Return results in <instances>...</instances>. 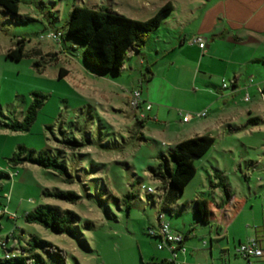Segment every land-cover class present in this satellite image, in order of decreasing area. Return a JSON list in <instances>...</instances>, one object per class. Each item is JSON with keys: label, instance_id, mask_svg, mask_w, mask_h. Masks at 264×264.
Here are the masks:
<instances>
[{"label": "rangeland", "instance_id": "1", "mask_svg": "<svg viewBox=\"0 0 264 264\" xmlns=\"http://www.w3.org/2000/svg\"><path fill=\"white\" fill-rule=\"evenodd\" d=\"M198 1L22 0L17 16L0 8V171L12 176L0 178V193L8 213L1 218L0 237L14 234L10 245H15L16 252H21V246L33 234L62 250L66 264H139L140 251L158 253L156 239L148 234L150 227L158 229L163 194L159 190L161 182L152 177L149 167L156 164L158 155L168 154L170 142L187 140V130L197 122L189 127L182 123L180 115L196 112L197 107L192 105L195 87L201 94L210 86L203 76L197 82L192 81L189 63H178L176 59L181 54L191 60L193 53L201 56L189 43L183 48L181 43L184 36L188 40L195 31L194 20L202 8ZM167 2L173 4L174 11L147 40L143 51L133 53L126 61L119 75H98L84 63V47L75 48L66 37L61 45L41 39L49 28L65 33L75 6L104 8L145 21ZM18 37L26 40V56L17 62L9 59L7 53L16 47ZM147 67L154 77L151 78ZM62 69L67 75L60 78ZM218 78V84L223 80L230 84L227 77ZM140 84L144 97L148 89L155 98L150 102L155 111L151 114L145 107L135 110L129 104ZM173 87L178 88L175 96ZM35 94L46 98L35 122L28 131H14L13 123L24 120ZM261 99V94H255L251 104H243L245 110L251 107L253 113L245 112L237 118L226 136L214 133L215 147L203 161L196 162L195 178L178 203L170 207L172 212H165L166 221L174 231L184 236L193 230V237L197 236L189 243L199 245L201 255L199 259L191 257L188 264H221L220 251L215 249L212 257L210 245L207 246L221 229L213 222L201 224L193 204L196 198L210 204L214 198L219 200L220 193L211 180L218 183L222 180L231 196L239 197L243 188L250 197L243 173L249 172L253 187L264 178V102ZM156 109L161 112L157 121L142 119L143 113L155 117ZM141 121H146L144 128L138 126ZM204 122L201 120L199 124ZM65 140H76L84 146L72 150L63 143ZM20 147L37 153L47 150L53 157L61 154L60 160L69 167L73 182L67 183L64 177L37 165L12 166L9 160ZM234 162L237 165L241 162V172L226 171ZM251 162L261 165L253 171ZM216 170L225 175L219 174L220 179H216ZM143 186L152 187L155 192L149 193ZM45 190L72 191L79 199L72 203L45 197ZM128 193L135 196L130 210L123 202ZM184 203L187 206L183 207ZM46 204L72 211L81 218L73 234H57L25 222L26 213ZM10 215L17 219L12 220ZM249 218L248 207L236 224L241 225L244 234L247 232L244 221ZM0 255L3 256L2 251ZM48 260V264H58L54 255Z\"/></svg>", "mask_w": 264, "mask_h": 264}, {"label": "crops", "instance_id": "2", "mask_svg": "<svg viewBox=\"0 0 264 264\" xmlns=\"http://www.w3.org/2000/svg\"><path fill=\"white\" fill-rule=\"evenodd\" d=\"M198 2L199 5H202V8L201 14L194 20L195 31L188 40L184 36L181 43L182 48L189 43L193 51L199 52L201 56H198V53H193V59L191 60L190 57L181 54L176 59L178 63H189L188 68L193 71L192 81L197 82L203 76L205 82L210 85L208 91L201 94L197 92L195 87L196 93L194 94L196 97L193 99L192 105L194 108L197 107L196 112L186 113L185 115H195L205 110L208 111V115L205 118L193 117L188 123L183 122V116L185 115H180L182 123L189 127L197 122L187 130L186 139L200 136L214 137V133L218 136H226V133L230 132L232 128L231 124L237 118L242 117L245 112H247V115L253 113L251 107L245 110L246 107L243 104H251L255 94H262L259 89L264 90V0H199ZM199 36L206 39L205 50H202L194 42V38ZM188 52H191V50ZM189 59L190 62H188ZM147 69L152 72L149 67ZM221 75L222 79L227 77L230 81V84L227 83V88H223V84L226 83L224 80L221 85L216 82V79ZM139 87L144 102L155 101L150 90L147 89L146 97H144L142 85L140 84ZM176 91H178V88L173 87L174 96ZM247 95H250V101L248 102L245 101ZM200 96H202V99ZM261 100L264 102L263 97ZM153 111L154 107L152 106V109L147 112L151 114ZM160 114L161 112L156 109V116L152 118L150 115H145V120L157 121ZM201 120H205V122L199 124ZM146 121H144V127ZM179 142L181 141L178 140L176 143L170 142L169 144L174 146ZM215 145L216 142L211 150ZM207 154L198 161H203ZM251 163L253 171L261 165V163ZM226 171L235 174L238 171L241 172V162L239 165L234 162L233 165H230V168L227 166ZM221 172L224 174L223 171ZM243 174L250 197H247L245 189L242 188L240 196H231L230 194V200L223 207L220 206L224 197L222 191L217 187L218 182H212L211 180L215 190L220 193L218 195L219 200L216 201L214 198L212 203L209 204L212 212L211 222L216 224L221 231L218 230L214 238H210V244L207 243V246L210 245L212 257H214L213 252L215 249L220 251L221 264H244L247 262L245 258L238 254L237 249L250 239H256L264 250V178H260L259 182L253 187L250 183L249 172ZM226 182L229 185L231 184L228 177ZM248 207L250 208L251 218L244 221L247 228V232L244 234L241 231V225L236 226V224ZM196 237V235L193 237L192 234L188 236L184 243L187 249L186 253L177 250V259L184 264H188L187 262L191 257L193 259L200 258V246L189 243ZM222 238H225L226 241H218ZM215 239L216 243L213 242ZM156 242L158 245L159 240L156 239ZM231 243H233V246ZM202 246L204 247L206 244ZM174 247L178 248L177 245H174ZM157 250L158 253L154 252L153 254L140 251L139 264L150 262L160 264L164 260L172 259L171 250H159L158 248ZM162 252H166L167 255H163ZM251 262L253 264H264V256L259 259H251Z\"/></svg>", "mask_w": 264, "mask_h": 264}, {"label": "trees", "instance_id": "3", "mask_svg": "<svg viewBox=\"0 0 264 264\" xmlns=\"http://www.w3.org/2000/svg\"><path fill=\"white\" fill-rule=\"evenodd\" d=\"M21 3L22 0H0V8L11 15L17 16L20 13ZM173 11V4L167 2L157 10L154 16L145 21H140L104 8L90 9L87 7L75 6L71 18L66 24L65 33L49 28L46 33L41 36V39L49 32H60V40L55 43L61 45L66 37L74 44L75 48L78 46L84 47V63L98 75H108L110 73L119 75L124 70L126 61L131 58L133 53H141L143 51L147 40L162 26L164 20ZM25 41L24 37H18L16 47L8 51L7 57L13 61H21L26 56ZM147 70L152 78L153 73L149 69ZM66 75L67 71L62 69L59 77L63 78ZM136 90L142 95L141 89H135L134 91ZM45 99V96L42 94H35L34 101L29 106L24 120L22 122L15 121L12 125V129L16 132L28 131L35 122L39 110L44 106ZM146 104L145 102V105ZM144 107V104H142L140 109ZM98 126L101 129L100 125ZM138 126L144 128V122H139ZM100 133L104 135L103 132ZM139 137L143 138L142 136ZM215 142L216 139L212 136H200L183 140L170 147L167 155L161 153L156 157V164L150 166L149 170L152 177L160 181L162 185L159 190L163 194V212L161 211L159 214L165 215L166 211L172 212V210H169L170 207L178 203L185 188L197 174L195 167L196 162L202 159L211 150ZM63 143L68 145L72 150H77L84 146L83 143L76 140H65ZM60 157H62L61 154ZM60 157L51 156L50 152L47 150L37 153L35 150H27L25 147H20L18 151L13 154L9 162L14 167L27 163L37 165L45 170L57 173L64 177L67 183H71L74 178L73 174L69 171L67 164L60 160ZM216 171L218 175H215V178L220 179L219 174H222V172L219 170ZM0 178L11 179V176L4 171H0ZM217 187L223 190V203L220 205L223 207L228 203L231 196L222 180H220ZM43 195L45 197L67 200L72 203H76L79 199L78 195L72 191H57L56 193H50L48 190H45L43 191ZM134 198L135 196L133 193H128L124 196L123 202L127 205L128 210H130L131 201ZM116 201H118V199H116ZM193 204L200 223H211L212 212L209 208L210 203L204 199L197 198L193 201ZM0 206L4 208L7 207L5 198L2 197L1 193ZM182 206H187V203H184ZM4 215L6 214L0 212V232L3 229L1 218ZM25 222L27 224L40 225L57 234L71 235L74 233L77 224L81 222V218L72 211L63 210L58 206L46 204L39 205L34 210L26 213ZM150 230L157 231L154 227H150L149 231ZM192 232L193 230L184 235V243ZM22 234H26L24 229H22ZM148 235L159 240L154 234L149 233ZM12 238H15L14 234L10 237V240ZM20 239H22V237H20ZM0 251H2L3 254V256L0 255V264H48V259L53 255L56 256L58 264H66V258L62 250L47 241L41 240L38 236L33 234H31L26 245L21 246V252H16L15 245H9L5 249L0 247ZM7 251L13 253L14 257L11 259L4 258ZM168 263V260H164L160 264ZM148 264L157 263L150 262Z\"/></svg>", "mask_w": 264, "mask_h": 264}, {"label": "built area", "instance_id": "4", "mask_svg": "<svg viewBox=\"0 0 264 264\" xmlns=\"http://www.w3.org/2000/svg\"><path fill=\"white\" fill-rule=\"evenodd\" d=\"M60 37H61L60 32H49L45 36H43L42 39L43 40L48 39V40L57 42L60 40ZM194 42L197 43L202 50L206 49L207 42H206V39H204L203 37H200V36L195 37ZM227 87H228V84L224 83L223 88H227ZM259 91L262 93L261 95L264 98V90L260 88ZM245 101L247 102L250 101V95L246 96ZM129 104L131 108L135 110H139L140 107H142V104H144L146 111H150L152 109V105L150 103H147L145 105V102L142 99V95L138 90L133 91ZM207 115H208L207 110L200 112V113H196L195 115L187 114L183 116V122L188 123L193 119V117L205 118ZM145 117H146L145 114H143L142 119H145ZM143 188L146 189L149 193L155 192L152 187L146 188L145 186H143ZM0 212L8 215L7 207L4 208L0 206ZM10 217L13 220L17 219L15 215H10ZM158 220H159V225H160L159 229L156 232L151 231V230L149 231L150 234H154L159 238V243L157 245V248L159 250L169 249L172 251L173 257L171 260H168L169 261L168 264H184L183 262L177 259V250L183 253H186L187 251V249L185 248L183 244L184 236L173 230L172 226L166 221V217L164 214H159ZM12 235H9L7 238L0 237V247L1 248L5 249L10 245V237ZM174 245H177L178 248L174 247ZM237 252L239 255H241L243 258L247 260V262H245L244 264H253L251 262V259H259L264 256V250L256 239H250L247 243L241 244L238 247ZM13 257H14V254L8 251L6 252L4 256V258L6 259H11Z\"/></svg>", "mask_w": 264, "mask_h": 264}]
</instances>
